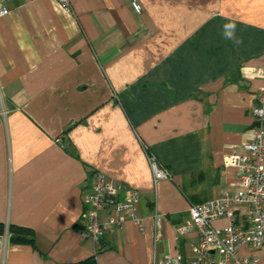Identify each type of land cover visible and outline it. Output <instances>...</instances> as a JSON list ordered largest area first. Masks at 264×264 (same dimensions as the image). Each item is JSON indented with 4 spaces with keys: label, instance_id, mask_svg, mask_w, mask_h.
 <instances>
[{
    "label": "crops",
    "instance_id": "obj_1",
    "mask_svg": "<svg viewBox=\"0 0 264 264\" xmlns=\"http://www.w3.org/2000/svg\"><path fill=\"white\" fill-rule=\"evenodd\" d=\"M138 2L139 15L126 0H12L0 17V225L35 238L2 242L0 264L191 260L198 232L175 233L190 204L239 190L223 159L252 139L264 0ZM148 156L169 180L154 184ZM96 173L138 190L141 220L102 211L119 227L100 248L80 218Z\"/></svg>",
    "mask_w": 264,
    "mask_h": 264
},
{
    "label": "built area",
    "instance_id": "obj_2",
    "mask_svg": "<svg viewBox=\"0 0 264 264\" xmlns=\"http://www.w3.org/2000/svg\"><path fill=\"white\" fill-rule=\"evenodd\" d=\"M11 1L0 0V17L9 14ZM55 1L62 8L68 6V0ZM126 1L136 15L141 13L138 0ZM251 115L254 121L251 141L242 145V153L235 152L223 159L225 168L234 169L239 190L202 204H190L189 219L175 229L178 237L192 229L198 232L199 242L192 246L194 258L183 260L177 255L152 264H264V89L257 92ZM58 142H61L60 138ZM148 162L154 184L170 179L155 158L148 156ZM138 203V190L107 180L99 173L94 174L92 183L81 196L82 237L92 240L100 248L106 231L119 227L112 219L100 221V213L105 210L116 218L125 217L140 228ZM220 219L226 220V226L214 228V222ZM160 222L161 215L155 213L156 230ZM6 240V235L0 237V244Z\"/></svg>",
    "mask_w": 264,
    "mask_h": 264
},
{
    "label": "trees",
    "instance_id": "obj_3",
    "mask_svg": "<svg viewBox=\"0 0 264 264\" xmlns=\"http://www.w3.org/2000/svg\"><path fill=\"white\" fill-rule=\"evenodd\" d=\"M6 235L10 244L13 245H31L35 246V238L32 230L17 226H2L0 225V237ZM81 264H93V259L90 258Z\"/></svg>",
    "mask_w": 264,
    "mask_h": 264
},
{
    "label": "clouds",
    "instance_id": "obj_4",
    "mask_svg": "<svg viewBox=\"0 0 264 264\" xmlns=\"http://www.w3.org/2000/svg\"><path fill=\"white\" fill-rule=\"evenodd\" d=\"M223 34L227 39L230 40H235L236 43H242V40H239L235 36V30H236V25L233 23H226L223 25Z\"/></svg>",
    "mask_w": 264,
    "mask_h": 264
}]
</instances>
